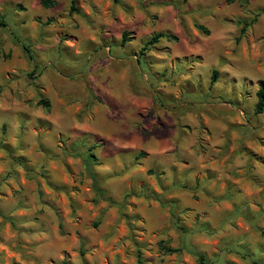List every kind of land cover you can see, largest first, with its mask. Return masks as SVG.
Instances as JSON below:
<instances>
[{
    "label": "rangeland",
    "instance_id": "obj_1",
    "mask_svg": "<svg viewBox=\"0 0 264 264\" xmlns=\"http://www.w3.org/2000/svg\"><path fill=\"white\" fill-rule=\"evenodd\" d=\"M54 2L0 0V264H264V0Z\"/></svg>",
    "mask_w": 264,
    "mask_h": 264
},
{
    "label": "trees",
    "instance_id": "obj_2",
    "mask_svg": "<svg viewBox=\"0 0 264 264\" xmlns=\"http://www.w3.org/2000/svg\"><path fill=\"white\" fill-rule=\"evenodd\" d=\"M235 1H239V2H242V3H247L249 0H226L227 3H233ZM41 6L44 7V8H52L54 5H55V2L53 0H41ZM72 9H74L72 6H71ZM263 11H259V13L256 15L259 16L260 13H262ZM256 17L253 18L252 22L256 20ZM250 22V23H252ZM247 26H249V24H243V26L240 28L239 32H240V35H243L246 31V28ZM197 29H199L200 31H202L203 33H206V30L203 26L201 25H197L196 26ZM162 38H165L169 41H177L178 38L177 36L173 35V34H157L155 36H153L148 42L147 44L141 49V54H143L146 50H148V47L149 46H152V45H155L156 43L159 42L160 39ZM127 33L126 32H123L122 33V38H121V43L122 45H124L126 42H127ZM23 49L26 51L27 54H29V51L27 49L26 46L23 47ZM29 59H32L31 55L29 54ZM216 75H217V72L214 71L212 76H211V80L212 82H215L216 81ZM256 97H257V102H256V105H255V114H262L263 113V110H264V90L263 89H259L256 93ZM39 104L42 105L44 108H47L49 107V103L45 100H42L40 99L39 100ZM91 149H93L92 147L90 149H87L86 150V153L84 155V169L85 171L88 173V175L90 176V178L92 179V187H93V190L95 191L97 197L99 198H102V199H105V191L99 186L98 184V180H97V177L93 171V164L96 163V157L95 155L91 152ZM128 195H125V198L127 197ZM110 203L112 204H117L115 203L114 201L110 200V199H107ZM262 235L264 236V232H262ZM160 247L162 249H164V251H166L167 253H177L179 252L178 249H172V248H168V247H165L163 246L162 244L160 245ZM199 260L202 261V257L199 256ZM138 264H142L141 263V260L140 258H138ZM258 264V263H257Z\"/></svg>",
    "mask_w": 264,
    "mask_h": 264
},
{
    "label": "crops",
    "instance_id": "obj_3",
    "mask_svg": "<svg viewBox=\"0 0 264 264\" xmlns=\"http://www.w3.org/2000/svg\"><path fill=\"white\" fill-rule=\"evenodd\" d=\"M54 1V0H53ZM40 2H41V0H40ZM41 4V3H40Z\"/></svg>",
    "mask_w": 264,
    "mask_h": 264
}]
</instances>
